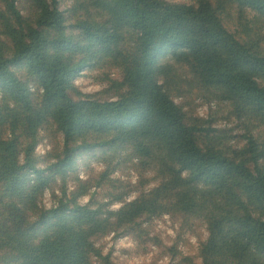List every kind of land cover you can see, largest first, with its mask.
Wrapping results in <instances>:
<instances>
[{
  "label": "trees",
  "instance_id": "obj_1",
  "mask_svg": "<svg viewBox=\"0 0 264 264\" xmlns=\"http://www.w3.org/2000/svg\"><path fill=\"white\" fill-rule=\"evenodd\" d=\"M70 1L0 0V264H111L99 240L138 241L163 215L204 225L202 264H264V0ZM94 68L118 75L102 79L113 97L77 92ZM41 131L62 139L44 160ZM97 154L104 170L79 181ZM91 187L107 202L80 204Z\"/></svg>",
  "mask_w": 264,
  "mask_h": 264
},
{
  "label": "rangeland",
  "instance_id": "obj_2",
  "mask_svg": "<svg viewBox=\"0 0 264 264\" xmlns=\"http://www.w3.org/2000/svg\"><path fill=\"white\" fill-rule=\"evenodd\" d=\"M169 3H191V0H164ZM59 9L65 15L70 8V0H59ZM229 26V24L226 22ZM106 76L116 80L118 75L114 71L105 69H84L74 79L73 84L77 92L83 96H96L102 99L113 97L111 91L108 90V83L102 81ZM209 104H204L197 108L196 114L199 118H207L209 113ZM220 124V123H219ZM213 125L215 129H223L224 124ZM62 139L57 134L54 137L49 136L46 132L39 133V143L35 149L36 155L44 160L48 152L57 154V146L62 145ZM98 154L95 156L84 155L77 160L76 176L79 181L87 179L96 180L97 174L104 170L102 164L97 160ZM40 167H44L42 162ZM112 178L120 179L123 185L127 186L131 191L137 188L138 182L136 174L130 168L117 169ZM144 178H150L145 176ZM68 191L75 188L76 182L69 178L67 180ZM155 182H151L147 187H153ZM61 183L55 182L50 189L44 191L41 198L40 206L44 209H50L55 205L56 197L60 196ZM145 187V188H147ZM93 193V200H101L103 189L91 187L87 195L78 199L82 205L89 202V198ZM135 193H129L125 197V201L129 202L134 199ZM107 202V199H102ZM121 206L120 203L109 205V209L116 210ZM143 229L148 236L136 240L132 236L119 235L114 236L113 233L97 242V246L102 250V256H108L111 264H202L198 257V249L201 243L207 239V232L204 225L194 222L182 229L178 219L168 215L159 218H153L144 221ZM94 264H102L96 259Z\"/></svg>",
  "mask_w": 264,
  "mask_h": 264
},
{
  "label": "built area",
  "instance_id": "obj_3",
  "mask_svg": "<svg viewBox=\"0 0 264 264\" xmlns=\"http://www.w3.org/2000/svg\"><path fill=\"white\" fill-rule=\"evenodd\" d=\"M200 109V108H199Z\"/></svg>",
  "mask_w": 264,
  "mask_h": 264
}]
</instances>
